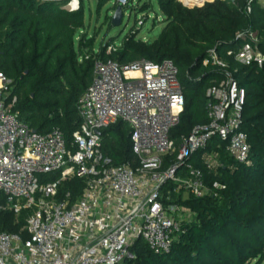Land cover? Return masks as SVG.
<instances>
[{
    "label": "built area",
    "instance_id": "2783aa9c",
    "mask_svg": "<svg viewBox=\"0 0 264 264\" xmlns=\"http://www.w3.org/2000/svg\"><path fill=\"white\" fill-rule=\"evenodd\" d=\"M216 1L182 4L194 9ZM252 40L235 59L263 67L264 55ZM121 48L111 44L107 54ZM94 63L93 83L78 105L75 151L59 130L36 133L19 120L12 81L0 73V213L17 220L25 215L20 233H0V264H124L135 260L131 249L140 240L155 254L168 253L181 230L180 210L192 212L165 201L173 192L195 199L210 192L202 171L186 166L188 160L220 138L231 158L248 163L250 145L242 129L246 92L230 75L208 91V123L177 145L171 132L185 99L172 61ZM210 64L225 67L215 53L204 62ZM119 122L130 130L135 166L116 167L103 152V133ZM174 154L175 164L166 167L165 159ZM211 154L203 160L216 169L210 159L217 156ZM76 179L83 182L81 195L61 196L62 185ZM168 184L175 188L165 195Z\"/></svg>",
    "mask_w": 264,
    "mask_h": 264
},
{
    "label": "trees",
    "instance_id": "16d2710c",
    "mask_svg": "<svg viewBox=\"0 0 264 264\" xmlns=\"http://www.w3.org/2000/svg\"><path fill=\"white\" fill-rule=\"evenodd\" d=\"M97 1L99 13L110 3ZM156 2L165 25L158 39L147 44L129 37L118 53L108 55L109 42L96 50V38L85 33L84 0L76 10L65 8L70 0H0V73L12 81V95L18 100L14 111L31 131L59 130L75 151L73 136L81 125L78 105L93 83L94 59L123 65L142 59L155 64L172 61L185 99L180 123L171 132L179 145L196 126L208 123V91L230 75L246 92L242 129L250 145L248 163L236 162L227 153V144L214 138L186 163L202 171L209 194L183 201L182 194L173 192V184L165 190V195L173 192L165 204L188 208L195 220L182 223L168 253L155 254L140 240L131 249L135 260L124 264H262L264 66L240 64L234 53L245 43L254 44L253 34L264 36V8L259 0L216 1L195 9L178 0ZM151 11V5L140 9L141 14ZM257 45L264 55V39ZM213 53L225 67L204 66ZM103 136V152L114 166H135L130 130L124 123L111 126ZM206 153L216 154L219 168L204 163ZM176 160L177 154L166 158V167ZM82 190L83 182L76 179L64 183L60 195L70 191L77 198ZM24 219L25 215L17 220L12 213H0V233H20Z\"/></svg>",
    "mask_w": 264,
    "mask_h": 264
},
{
    "label": "rangeland",
    "instance_id": "374dc122",
    "mask_svg": "<svg viewBox=\"0 0 264 264\" xmlns=\"http://www.w3.org/2000/svg\"><path fill=\"white\" fill-rule=\"evenodd\" d=\"M80 1L81 0H70L69 5L65 8L67 10L75 8L76 10L80 5ZM178 1L183 3L182 0ZM259 3L262 4L264 8V0H259ZM84 4L86 8L87 26L85 33L90 38H96V50H98L105 42L122 47L129 37H135L139 42L150 44L158 39L165 27L163 23V15L159 10L156 0H110V3H108L100 13L97 12V0H84ZM119 5H122L124 9L123 15H125L123 16L122 26L114 27L112 25V20ZM144 5L152 6V11L149 14L140 13V9ZM145 18L147 20H145ZM252 37L255 41H260L261 38L264 39V36H261L258 32L253 34ZM217 163V158L215 159V157H212L210 159V164L216 165V169L219 168ZM187 198V195L182 196L183 201H186ZM179 217L182 223H189L195 220V215L188 212V210L184 211L181 209ZM250 264H255V262H251ZM262 264H264V262Z\"/></svg>",
    "mask_w": 264,
    "mask_h": 264
},
{
    "label": "water",
    "instance_id": "95a60500",
    "mask_svg": "<svg viewBox=\"0 0 264 264\" xmlns=\"http://www.w3.org/2000/svg\"><path fill=\"white\" fill-rule=\"evenodd\" d=\"M238 0H231V2L233 4H235ZM123 9L122 7H119L117 10H116V14L112 20V25L114 27H121L122 26V23H123Z\"/></svg>",
    "mask_w": 264,
    "mask_h": 264
},
{
    "label": "bare ground",
    "instance_id": "6f19581e",
    "mask_svg": "<svg viewBox=\"0 0 264 264\" xmlns=\"http://www.w3.org/2000/svg\"><path fill=\"white\" fill-rule=\"evenodd\" d=\"M182 1H184V0H182ZM188 2H193V3H197L199 0H187ZM199 4H201V3H199ZM75 5V4H74Z\"/></svg>",
    "mask_w": 264,
    "mask_h": 264
}]
</instances>
